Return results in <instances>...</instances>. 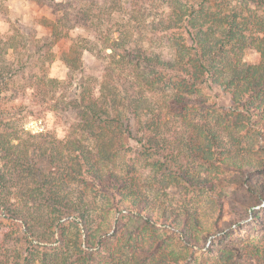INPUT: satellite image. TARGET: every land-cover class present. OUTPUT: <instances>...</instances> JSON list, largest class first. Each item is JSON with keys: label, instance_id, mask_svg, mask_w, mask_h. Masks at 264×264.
I'll list each match as a JSON object with an SVG mask.
<instances>
[{"label": "trees", "instance_id": "1", "mask_svg": "<svg viewBox=\"0 0 264 264\" xmlns=\"http://www.w3.org/2000/svg\"><path fill=\"white\" fill-rule=\"evenodd\" d=\"M163 3L169 11L159 24L157 42L165 43L168 52L141 44L130 46V36L98 39L97 56L107 63L104 74L93 89L81 88L80 95L64 107L76 114L64 138L44 130L24 139L21 128L12 121L23 111L21 102L10 108L0 99V209L8 211L12 229L16 234L22 230L21 238L28 245L0 264H98L94 260L99 254L96 247L113 228L112 236L117 235L126 217L113 221L107 214L99 219L103 226L92 230L98 214L96 197L107 200L110 211H124L144 224L174 230L175 237L192 247L198 245L191 240L194 229L203 241L210 239L209 252L215 245L211 240L221 233L224 264H264V248L255 254L243 245L225 242L241 221L221 226L217 219L212 230H206L198 211L178 210L172 205L157 207L140 184L122 175L126 158L130 154L138 158L145 152L158 161L159 171L168 170L174 179L206 189L221 206L222 194H217L213 182L195 176V164L201 163L206 169L226 173V181L234 186L228 199L254 223L260 219L259 211L264 213V206L260 207L264 204V178L260 177L264 161L258 154L264 152V19L253 16V23L247 16L248 20L242 18L246 23L238 22L240 17L234 10L227 14L222 5L213 6L210 0ZM51 31L57 39V30ZM77 47L73 53L81 54ZM248 51L257 52L259 61L244 59ZM67 55L63 53L61 58L73 76L77 60ZM44 86L32 76L22 87L0 85V98L3 90L14 89L19 97L30 94L46 102L50 93ZM210 87L229 95L231 114L215 115L202 95ZM178 117L187 127L185 132L196 131L194 138L177 135ZM256 132V139H252ZM247 135L251 137L247 139ZM120 159L125 163L119 164ZM69 217L87 241L68 242L64 238ZM40 221L49 233L46 239L36 233ZM257 224L264 226V220ZM130 231L125 227L120 233L119 264H190L193 260L192 253L189 257L164 256L161 248L153 260L150 255L155 248L143 250L135 245L142 235L140 228L134 245L123 241ZM10 236L6 234V238ZM71 243L78 250L69 248ZM149 256L152 263L145 261Z\"/></svg>", "mask_w": 264, "mask_h": 264}, {"label": "rangeland", "instance_id": "2", "mask_svg": "<svg viewBox=\"0 0 264 264\" xmlns=\"http://www.w3.org/2000/svg\"><path fill=\"white\" fill-rule=\"evenodd\" d=\"M210 2L213 6L222 5L227 14H231L234 10V13L240 17L238 22H245L242 18L247 16L252 17L250 21L253 23H255L253 16L264 19V0H210ZM168 11V6L163 3V0H0V85L7 84L9 88L22 87L32 76H35V79L45 83L44 87H47L50 93L45 102L43 97L34 99L30 94L25 98L19 97L14 89L2 91L0 99L8 107L16 108L20 102L23 106V111L16 113L12 120L16 128H21L23 138L26 139L29 134H37L44 130L55 132L60 138L68 134L76 114L70 110H64V107L69 106L68 103L75 98V95H80L83 91L81 88L86 87L87 91L93 89L97 82L101 81L107 65L105 60L97 56L98 49L95 43L97 44L98 39L105 37L126 39L130 36L133 39L129 42L130 46L141 44L145 48H153L155 51L164 50L167 53L165 43L157 42L159 39L157 34L159 24L164 21ZM53 29L54 32L57 30L59 33L57 39L53 38L56 33H52ZM255 29L259 31L256 27ZM76 46L82 49L81 54L73 53V47ZM63 53H68L69 58L77 60L75 65L73 64L76 69L73 76L68 64L61 58ZM244 59L256 63L259 61V54L248 51L244 54ZM202 93L209 100L210 106L214 108L215 115L221 118L231 114L228 94L216 87L206 88ZM19 98H22L21 101ZM181 120V117L177 118V135L182 139L194 138L196 131L189 128L190 132H185L187 127ZM256 136L257 132L252 134V139H256ZM250 137L251 135H247L246 138ZM258 154L260 157L258 158L264 161V152L260 151ZM135 157H137L135 154H130L126 158L122 175L128 179L132 177L136 183L140 184L150 199L156 203L155 206L172 205L178 210L188 208L198 211L203 216L202 225L206 230H212L213 222L217 219L220 220L221 226L241 221L238 229L232 231L229 240L225 242L230 246L231 244L243 245L251 253H262L264 226L257 223L264 220V213L259 211L260 219L254 223L249 214L228 199L234 186L226 181L224 171L218 168L206 169V166L201 163L200 166L198 163L195 164L198 170L195 176L212 181L217 194H222L220 200L224 203L220 206L217 201L219 199L211 196L206 189L192 187L174 179L175 177L168 170L167 172H164V169L159 171L158 166L156 167L158 161L149 158L147 153L143 152L138 158ZM125 162L120 159L119 164ZM260 177L264 178V172L260 174ZM95 202L98 214L94 225H91L92 230L103 226L99 219L107 214H110L113 221L122 216L126 217L125 225L120 224L118 227V234L112 236L113 228L103 237L102 245L96 247L95 250L99 251V254L95 255L94 260H98V264H119L116 259L120 252L117 250L120 245V233H123L125 227L132 232L127 236L125 233L123 240L129 245H134L136 231L140 228L142 235L137 238L135 245L143 250L155 248L156 251L154 250L150 255L153 260L156 254H159L157 249L161 248L164 256L179 254L189 257L192 253L193 260L190 264H224L226 262L221 233L211 240V244L215 243V245L212 247V252H209L206 250L210 239L203 241L202 234L194 229L191 240L198 245L192 247L191 244L186 245L181 238L175 237L176 234L172 229L144 224L134 215L124 211H110L111 209H108L110 205L103 197H96ZM68 220L69 223L64 226V238L68 242L87 241L85 233L83 231L79 233V227L73 223L74 219L69 217ZM38 225L39 229H36V233L46 239L49 233L45 226L41 225V221ZM21 231L16 234L12 229L8 211L0 209V263L5 261L7 256L15 254V251L21 252L24 245L28 246L26 240L21 238ZM7 233L11 234L10 238H6ZM34 244L37 242L34 241ZM69 248L75 249L77 246L71 243ZM109 255H111L110 261ZM150 256L145 261L152 263Z\"/></svg>", "mask_w": 264, "mask_h": 264}, {"label": "built area", "instance_id": "3", "mask_svg": "<svg viewBox=\"0 0 264 264\" xmlns=\"http://www.w3.org/2000/svg\"><path fill=\"white\" fill-rule=\"evenodd\" d=\"M264 206V204H262L260 207H263ZM259 208V207H258ZM236 226H234L233 228H235ZM209 245V244H208Z\"/></svg>", "mask_w": 264, "mask_h": 264}]
</instances>
